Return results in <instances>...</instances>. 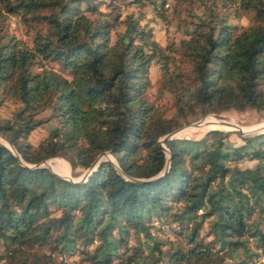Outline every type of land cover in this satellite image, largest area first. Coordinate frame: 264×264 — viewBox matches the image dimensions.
I'll return each instance as SVG.
<instances>
[{"label": "trees", "instance_id": "trees-1", "mask_svg": "<svg viewBox=\"0 0 264 264\" xmlns=\"http://www.w3.org/2000/svg\"><path fill=\"white\" fill-rule=\"evenodd\" d=\"M173 1L184 36L163 45L142 10H124L164 16L168 0H0V104H18L0 117L14 147L0 142V264H264V131L159 140L197 111L264 110V0H200L183 18L177 5L194 0ZM238 8L251 24L229 21ZM8 15L31 42L8 33ZM153 62L170 115L149 97ZM104 151L116 164L84 180L39 165L86 169ZM166 222L178 239L157 234Z\"/></svg>", "mask_w": 264, "mask_h": 264}, {"label": "rangeland", "instance_id": "rangeland-1", "mask_svg": "<svg viewBox=\"0 0 264 264\" xmlns=\"http://www.w3.org/2000/svg\"><path fill=\"white\" fill-rule=\"evenodd\" d=\"M236 3V2H235ZM169 10L164 14V16H159L152 11L150 6L143 7H128L124 11L129 12L133 11L136 15L139 14V11L142 10L141 24L148 23L152 27L154 38L158 40L161 44L166 45L170 41L178 42V40L184 36L183 26L178 25V15L173 13L171 8L174 4L173 0H168ZM230 6L224 9L232 8ZM177 8L181 9L180 18L187 17L189 8L196 14H201L204 10V4L200 0H194V2L189 6L186 4L177 5ZM253 10L250 9H241L238 8V16H235L233 13H229L228 19L233 23H237L241 26H247L253 22ZM8 33H13L16 36L31 42L30 32L27 31L25 24L15 15H8ZM50 64V63H49ZM56 67L58 65L54 64ZM160 76V69L156 63H152L150 66V77L152 81V86L149 89V97L152 100L156 98V86L157 81ZM158 104L163 105L166 115H170L173 111V101L171 95L166 93L158 101L155 100ZM18 104L13 100L5 99L0 104V117L10 116L14 108ZM47 114V111L43 112L42 115ZM49 123L56 124L55 119L49 120ZM49 123L43 124L35 128L29 135V139L34 145H37L41 139H43L49 131ZM181 131L176 134V132L171 137H198L204 135L207 131L212 129H219L223 131H230L227 140L231 143L238 144L243 142L242 135H251L264 131V110L258 111L254 108H247L245 110H236V109H227L220 112H211L206 114H200L199 111L195 112L188 116V121L179 127ZM178 129V128H177ZM166 135V134H165ZM163 137V136H162ZM159 138L160 143L164 147L163 141ZM168 156V154H167ZM103 159H111L113 163L116 164L112 155L108 152L100 156L95 168L99 164V161ZM255 160H250L246 157L239 160L238 165L241 167L251 166ZM48 162V163H47ZM46 163L50 166L51 169L57 173L70 176L74 179H80L84 177V173L88 168H72L68 161L60 156H55L46 159ZM94 168V169H95ZM165 170V167H164ZM257 217V215H254ZM264 217V212L262 213ZM172 226H175V223H165L163 224V230L158 232L160 236L167 237L170 239H178L177 235L172 231ZM207 229V224L202 229V233ZM142 239L144 237L140 235ZM211 238V236H208ZM130 244H136L135 236H132L129 240ZM74 258V257H72ZM77 258V257H76ZM260 259H264V254L261 255Z\"/></svg>", "mask_w": 264, "mask_h": 264}, {"label": "water", "instance_id": "water-1", "mask_svg": "<svg viewBox=\"0 0 264 264\" xmlns=\"http://www.w3.org/2000/svg\"><path fill=\"white\" fill-rule=\"evenodd\" d=\"M179 129H180V128H178V129H176V130H174V131H172V132H170V133H167L166 135H164V136L161 138V140L163 141L165 138L171 137V136H172L175 132H177ZM0 137H2V138L4 139V141H5V142H2V141H0V142H2L3 144H5L9 149L12 150V152H14V147L12 146V144H11L6 138H4L2 135H0ZM106 153H108V152L104 151V152H102L101 154H99V155L97 156V158L92 162V164L88 167L87 171L84 173V177L82 178L83 180L86 179V178L88 177V175L91 173V171L95 168L94 166H96V164H97V162H98L100 156L103 155V154H106ZM23 163H24L25 165H29V166H31V164H28V163H26V162H23ZM39 165H43V166H46V167L50 168V166L46 163V160H44L43 162L39 163ZM167 167H168V158H167V161H166V164H165V169H166ZM50 169H51V168H50ZM51 170H52L53 172L57 173V172L54 171L53 169H51ZM57 174H59V173H57ZM59 175H61V174H59ZM61 176L65 177V178H68V179H70V180H72V181H78V180H80V179H74V178H72V177H70V176H64V175H61Z\"/></svg>", "mask_w": 264, "mask_h": 264}, {"label": "bare ground", "instance_id": "bare-ground-1", "mask_svg": "<svg viewBox=\"0 0 264 264\" xmlns=\"http://www.w3.org/2000/svg\"><path fill=\"white\" fill-rule=\"evenodd\" d=\"M180 131H181V129H179V130L176 132V134H178ZM0 141L5 142L4 139H3L2 137H0ZM47 163H48V162H47ZM64 175H65V174H64Z\"/></svg>", "mask_w": 264, "mask_h": 264}]
</instances>
